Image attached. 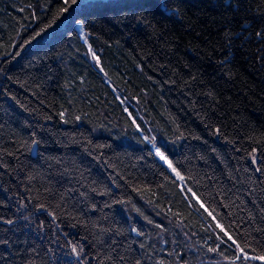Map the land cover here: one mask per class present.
Wrapping results in <instances>:
<instances>
[{"label": "trees", "instance_id": "trees-1", "mask_svg": "<svg viewBox=\"0 0 264 264\" xmlns=\"http://www.w3.org/2000/svg\"><path fill=\"white\" fill-rule=\"evenodd\" d=\"M262 30L264 0H0V264H264L216 226L264 253Z\"/></svg>", "mask_w": 264, "mask_h": 264}, {"label": "snow or ice", "instance_id": "snow-or-ice-1", "mask_svg": "<svg viewBox=\"0 0 264 264\" xmlns=\"http://www.w3.org/2000/svg\"><path fill=\"white\" fill-rule=\"evenodd\" d=\"M76 2H77V0H72L73 4H75ZM64 3L67 5L68 0H64ZM65 11H67L66 7L62 8L60 10L61 13L65 12ZM245 23H247V21H245ZM78 24L81 26V32H80L79 38L84 42V44L87 45V52L91 55L92 60L95 61L96 65L100 67V71H103V68L100 64V57L97 55V52L95 50H93L92 44L89 43V33L84 29L83 21H79ZM50 26L51 25H46L45 27L47 28ZM43 31H44V29H41V32H43ZM36 35L39 36L40 33H37ZM255 35L257 37L264 36V30L256 32ZM125 111H127V109H125ZM59 115L61 116V118H63L65 113L60 112ZM76 119L78 120V119H80V117H76ZM65 122H67V121H65ZM133 124L137 130L143 131V129L140 128V124L135 123L134 120H133ZM218 131H219V129H217V132ZM33 136H35V134H33ZM143 140L147 141L148 143L152 144L155 147V144H156V137L155 136H152V137L144 136ZM40 143H41V141H39L38 139H35V138L32 139V142H31L32 146H37ZM255 151L256 150L253 149V152H255ZM154 154H155V156H157L161 161H163L167 165V168L170 169L171 173L175 174L176 177H179L180 180H185V176L181 174L180 170L175 166V164L173 163V160L169 158V156L165 153V151H163L160 147H155ZM249 155L251 156L252 162L255 164L256 163V156L252 155L251 153ZM256 171L259 172V171H261V169L257 168ZM29 179H32V177H29ZM44 191L45 192H51V189L45 188ZM137 191H139V189H137ZM188 191L191 192V189H189ZM67 192H68V190L66 189L63 194H60V193H57V194L60 196V199L63 200L64 195H66ZM193 195H195V194L193 193ZM30 199H31V197H29V200ZM195 199H196V202L199 204V207L203 208L204 211L207 212L209 216H212V212L209 211L205 207L203 201L200 200V197L196 196ZM118 202L123 203V201H118ZM0 203H3V202L0 201ZM23 206H25V205H21V207H23ZM47 207H48V205H46V204H43V203L39 204L40 209H47ZM261 211L264 212V209H262ZM47 215L52 217V223L53 224H55L56 221L59 219V217L57 216V214L54 211H48ZM212 219L215 220V216H212ZM0 222H3L6 225H12L14 223V220L13 219L5 220V217L3 215H0ZM73 226H75V225H73ZM216 226L221 229V231L223 232V236L227 237L228 241H232V245H230V246L236 247L238 249V251L242 254V257H241V255H237V256L232 257V258L225 257V259H232L233 261H235V260H240L241 258H243V260H245V261L251 260V261H262V262H264V253H261L259 255H249V253L245 252L244 248L240 247V245L236 243V241L233 239V237L231 235H229L227 230L224 228V225L220 224L217 221ZM56 227L59 228L60 227L59 224H57ZM158 227L163 229V225H158ZM41 228H43V222H41ZM133 231H138V230L133 229ZM140 234L142 235L143 233H140ZM63 235L65 237H67L68 234L64 233ZM221 239L223 240L222 237H221ZM223 242L227 243V241H223ZM0 243H7V241L0 239ZM113 243H115V241H113ZM69 246L71 248V254H73L77 258H81V255L83 253V245L78 244V243H72L69 241ZM143 247L144 246L141 245V248H143ZM218 247H219V245H217V248H209V251H217ZM245 247L250 248L251 244L246 243ZM49 251H51V249H49ZM220 254L223 256L222 252ZM107 259L111 260V257H107ZM119 261H120V264H123L124 257H119ZM134 264H142V262H141V260L137 259V260H135ZM161 264H163V261H161Z\"/></svg>", "mask_w": 264, "mask_h": 264}]
</instances>
